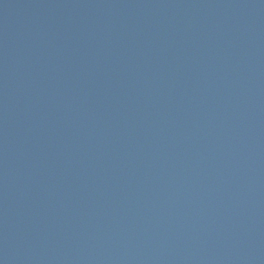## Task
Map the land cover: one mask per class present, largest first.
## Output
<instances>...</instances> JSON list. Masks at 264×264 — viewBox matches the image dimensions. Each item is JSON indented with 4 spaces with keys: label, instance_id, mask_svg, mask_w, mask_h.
Here are the masks:
<instances>
[{
    "label": "water",
    "instance_id": "95a60500",
    "mask_svg": "<svg viewBox=\"0 0 264 264\" xmlns=\"http://www.w3.org/2000/svg\"><path fill=\"white\" fill-rule=\"evenodd\" d=\"M257 0H0V264H252Z\"/></svg>",
    "mask_w": 264,
    "mask_h": 264
}]
</instances>
